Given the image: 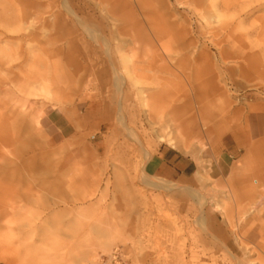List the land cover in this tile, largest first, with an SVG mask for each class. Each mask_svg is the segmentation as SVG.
I'll return each instance as SVG.
<instances>
[{
  "label": "rangeland",
  "instance_id": "rangeland-1",
  "mask_svg": "<svg viewBox=\"0 0 264 264\" xmlns=\"http://www.w3.org/2000/svg\"><path fill=\"white\" fill-rule=\"evenodd\" d=\"M183 1L166 3L198 48L208 51L212 69L181 70L178 76L146 70L147 77L123 70V87H130L127 103L162 87L167 102L178 96L175 103L184 114L192 105L211 108L218 115L217 156L228 165L225 173L209 144L200 149L191 142L198 138L184 150L168 129L160 130V122L155 126L163 138L158 137L127 103L120 117L112 70L107 84L103 70H73L67 61L70 37L56 36L52 18L72 17L79 0H51L44 6V16L51 18L45 24L6 19V12L18 13V2L0 0V198L17 205L7 215L34 222L19 230L20 258L26 257L25 248L33 250L23 264H177L178 237H187L186 248H195L198 264H237L245 260L246 247L248 257L264 264V203L239 189L245 173L264 174V0ZM68 26L80 32L78 22ZM74 46L80 60V37ZM44 79L49 91L37 88L38 95L28 96V83ZM100 98L111 109L109 116L90 114L103 108L94 104ZM30 111L38 123L29 120ZM198 126L205 127L201 121ZM164 146L192 155L198 169L177 178L148 172L147 162ZM145 150L150 155L144 164ZM250 153L251 169L245 159ZM143 167L159 178L192 182L209 202L202 210L188 208L180 196L176 207L166 206V191L143 184ZM201 216L203 226L197 221ZM176 223L184 225L180 232ZM20 258L9 259L21 264ZM0 264L7 263L0 259Z\"/></svg>",
  "mask_w": 264,
  "mask_h": 264
},
{
  "label": "bare ground",
  "instance_id": "bare-ground-1",
  "mask_svg": "<svg viewBox=\"0 0 264 264\" xmlns=\"http://www.w3.org/2000/svg\"><path fill=\"white\" fill-rule=\"evenodd\" d=\"M166 1L79 0L77 10H71L72 17L62 16L59 13L53 14L52 21L57 28L56 36L66 35L70 37L67 61L73 67V70H103L100 73L104 84L109 83L110 75L107 71L112 70V81L117 86L119 94L117 106L120 117L123 115L124 103H127L129 100L126 92L130 89V87H123V70H132L135 75L147 77L149 75L146 74V70L178 76V72L181 70H199L202 67L209 68V70L212 69L213 62L208 56V51L202 47L198 48L196 41L189 35L188 28L183 26V24H178L175 12L172 11V8L168 6ZM12 2H18V13L10 14L6 12L3 16L6 19L21 23H28L37 19L43 24L49 22L51 19L44 16L47 11L44 9V6L50 5L51 0H47V2L45 0H12ZM208 2L215 5L217 0H184L182 3L200 5L208 4ZM75 22L81 25L80 32L68 26L69 23ZM76 36L82 40L80 60L74 57L77 51L74 46ZM220 54L221 60L226 64L227 58L224 56L223 48L220 49ZM233 57L238 58V55ZM251 57L253 56L251 55ZM241 67L243 66H239V68ZM42 81L38 85L34 84L35 81L28 83L26 88L28 96L38 95L37 88L49 91L50 85L47 79ZM167 96L168 94L161 87L146 95H142L138 101H131L127 104L134 108L132 115L144 117L141 121L146 120L150 127L156 130L158 137L163 138L160 130L168 129L177 138L179 147L184 150H186L185 147L190 143L189 141L192 138H198L191 142L196 143L200 149L206 148L208 144L213 149L216 148L221 134L217 126L218 121L216 118L218 115L211 108H208L205 103L192 105L184 114L175 103L178 100V96L172 95V99L169 102H167ZM94 104L98 107L103 106V108L100 111L91 110L90 114L101 113L104 116L111 114V109L102 98L94 101ZM26 114L29 115V120L39 122V116L35 115L33 111ZM200 121L205 126L203 129H200L198 126ZM159 122L161 123L159 124L160 130L155 126ZM209 123L214 125L207 128ZM202 133H204L208 140H204L201 137ZM149 155L150 153L145 150L143 157L144 164ZM250 157L251 153L247 157L248 166H246L251 169L252 161ZM142 169L144 170L142 179L144 185L166 191L167 198H162V202L166 206L176 207L178 203L176 200L180 196L184 198L185 205H188V208L199 206L202 210L209 202V197L194 187L192 182L183 184L166 180L147 173L144 167ZM250 169L248 168L247 170ZM244 173L245 171L242 174ZM200 174L201 172L198 170L196 173L197 178L198 176L200 177ZM245 175L243 176V180L240 181L239 189L241 190V194L250 199H257L256 203H264L262 202L264 201V185L262 183L264 174L260 175V177H253L252 174L247 175L246 173ZM228 195L233 200H236V196L231 189ZM4 202L0 198V203ZM4 205L7 207L3 208L4 206H0V259L7 264H15L14 260L9 258H20V254L22 253V241L19 230L23 227H32L34 222H19L15 215H7L6 211L9 207L13 209L17 208L14 202H5ZM221 213L226 215L227 211L222 209ZM203 219V216L197 219L200 225H202ZM183 228V224L179 225L176 223L175 231L180 232ZM233 234L237 239V233L233 231ZM216 237L222 241L217 235ZM186 238L181 239V237H178L182 241L179 246L177 264H198L195 248L191 246L189 251L186 248ZM109 243L110 241L107 240L103 242V245H108ZM225 246L229 253L235 257V254L227 244ZM25 250L26 257H31L33 250L30 248H25ZM250 250L246 247L245 260L236 263L261 264L257 259L248 257L247 254ZM26 257L20 258L21 261L18 263L23 264L27 260ZM89 263H92V261Z\"/></svg>",
  "mask_w": 264,
  "mask_h": 264
},
{
  "label": "crops",
  "instance_id": "crops-1",
  "mask_svg": "<svg viewBox=\"0 0 264 264\" xmlns=\"http://www.w3.org/2000/svg\"><path fill=\"white\" fill-rule=\"evenodd\" d=\"M218 146L219 144L214 149L210 146L212 148V156L215 160L222 159L225 162L221 156H219L220 158L217 156ZM218 161L216 162L219 167L218 170L221 173L227 172L228 165L221 160ZM232 167L229 166L230 169ZM146 169L154 175L177 178L193 174L198 169V164L192 155L184 154L173 147L164 146L160 149L159 153L149 159Z\"/></svg>",
  "mask_w": 264,
  "mask_h": 264
}]
</instances>
